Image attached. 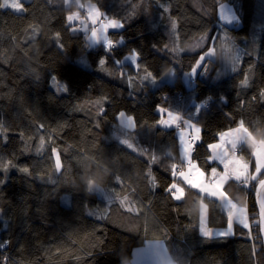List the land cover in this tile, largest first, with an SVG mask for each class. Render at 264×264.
Listing matches in <instances>:
<instances>
[{"label": "trees", "instance_id": "1", "mask_svg": "<svg viewBox=\"0 0 264 264\" xmlns=\"http://www.w3.org/2000/svg\"><path fill=\"white\" fill-rule=\"evenodd\" d=\"M22 2L25 11L0 9V123L7 130L6 142L0 138V163L13 165L7 172L0 169V179L6 181L0 184V242H7L0 248V264H102L106 253L111 264H126L135 248L157 239L176 264H264L253 195L258 181L246 187L234 181L225 185L230 197L247 205L251 228L236 225L228 237L206 239L198 215L189 214L195 190L185 187L182 201L165 191L173 180L182 184V178L171 175L170 165L184 168L185 162L177 127L156 123L167 118L158 110L162 106L199 125L201 139L192 158L205 172L221 167L207 161V146L218 141L220 132L235 128L241 119L250 130L256 125L264 131V0H81L96 5L104 14L101 20L122 22L121 29L108 33L114 41L123 37L112 50L103 42L86 46L91 21L87 26L72 22L75 31L68 27V12L80 11L84 17L87 7L69 8L61 0ZM221 5H229L226 14L231 10L239 22L225 23ZM137 25L142 31L135 37ZM225 35L241 55L235 72L232 53L215 40ZM208 37L218 46L213 62L209 57L207 71L199 68L186 80L198 55L214 46ZM198 41L201 47L194 48ZM174 46L185 50L172 53ZM133 50L139 53V69L126 58ZM102 57L103 66L98 63ZM145 67L158 78L170 68L176 76L141 83ZM245 75L246 86L240 83ZM64 85L68 91H58ZM103 97L107 101L97 106L94 102ZM209 97L208 105L196 112L195 105ZM121 111L135 118L134 129L121 125ZM41 136L45 144L38 151ZM53 147L61 153L60 172L54 169ZM140 150L159 161L151 163ZM239 154L248 159L250 149L245 146ZM22 167L30 174L19 171ZM149 168L155 188L147 183ZM77 169L81 179L75 176ZM99 188L120 196L108 201ZM124 196L128 201L121 204ZM205 203V224L225 229L227 213L220 201L208 197Z\"/></svg>", "mask_w": 264, "mask_h": 264}, {"label": "snow or ice", "instance_id": "2", "mask_svg": "<svg viewBox=\"0 0 264 264\" xmlns=\"http://www.w3.org/2000/svg\"><path fill=\"white\" fill-rule=\"evenodd\" d=\"M64 5H68L71 8L73 5L77 9H84L87 7V15L82 17L80 11H69L66 15L65 19L68 22V27L73 31L76 30L72 26L73 21H81V23H85L86 21H91L93 25L90 28V36L88 40L92 43H100L103 40L105 47L108 50H112L113 47L122 42L123 37H120L119 40H112L108 37L107 30L109 28H122L123 24L116 19H107L105 18V22L102 23L101 28H97L95 25L104 17V14L96 5H87L81 3V0H61ZM13 9L17 12L25 11V5L22 0H2L0 2V9ZM165 12L168 11V8L165 7L163 9ZM221 18L224 19L228 24L235 22H239V17L232 13L231 10H228V14L225 12V8L221 5ZM85 26L86 23H85ZM171 28L175 32L177 30L176 21L173 20L171 23ZM103 33V35H102ZM60 33H55V37L58 39ZM34 38V37H33ZM178 40V36L176 37ZM203 40V38H201ZM215 40H219V47H221L225 52L232 53V71H237V67L241 62V55L239 49L235 47V45L231 42V39L225 35L223 39L220 37H216ZM215 40L212 37H208V42L213 44L212 47H207L206 50L203 51L202 55H198V58L195 61V65L192 67L191 72L185 73L186 77H195L197 75V70L199 68H204L207 71V63L208 58L211 57L212 61L215 57V52L218 46L215 45ZM63 47V45H60ZM87 47L91 46V43L86 45ZM194 48H200L201 42L198 41L194 46ZM169 45H164V50H168ZM185 49L179 48L178 46H174L171 48L172 53L182 52ZM139 57V53L136 50H133L127 59H130L135 65L136 68L139 69L140 65L137 62ZM98 63L103 66L106 64V58H100ZM114 63L119 64L120 61H115ZM171 63V62H170ZM169 72L174 74V69H168ZM143 75L139 77L140 82L144 83L145 81H151L153 83L156 82L158 76L153 73V71L148 70L147 67L143 69ZM121 76L124 73H120ZM55 81V77H52ZM249 82V77L247 75L240 81L241 85L246 86ZM128 83L131 85L133 83V78L131 76L128 77ZM193 87L192 85H189ZM58 91L67 92V86L64 85L58 88ZM264 96V92L261 93ZM107 97H103L101 100H97L94 103L97 106H100L103 101H107ZM221 99H224L221 97ZM211 100V97L206 98L205 100L197 103L195 105V111L200 112L201 109L206 107ZM158 110L161 113H167V118L161 116V118L156 122L158 125H164L166 127H170L175 125L177 128H180V154L184 161H186L185 171L183 167H179L176 163H172L170 165L171 175L173 177L179 176L182 178V186L181 183H177L176 180H173L171 184L165 189V191L169 194L170 198L174 201H182L185 198V187L194 191L193 196V205L192 209L189 211L190 215L196 214L199 218L200 223V232L206 239H211L213 236V231L205 228V216L208 210V204L205 203V199L208 197L216 198L220 201V207L226 210L227 218H226V228L223 231H218L215 235L219 237H228L233 233V229L236 225L242 226L244 229L251 228L250 216L248 213L247 205L245 204L243 207L239 206L238 203L234 202V198L229 196V193L225 190V185L230 181H234L238 185L248 186L250 182H257V192L261 193L264 191V178H260L264 176V131H258L257 126L253 125V127L249 128L246 122L241 119L235 128H230L228 131L220 132L218 134L219 139L216 143H211L207 147L211 149V154L207 156V161H219L221 165H223V170H218L217 167H211L210 172H205L193 159L192 153L196 147V142L201 139L200 133L201 128L196 124L192 123L191 119H185L180 112H173L169 109L158 106ZM104 108L99 107V112H103ZM120 123L126 129H134L136 127L135 118L131 115H127L125 112L121 111L119 113ZM181 125H186L188 128L192 130L188 136H185V128ZM43 128V125H40ZM6 128L3 123H0V138H3L6 142ZM22 135V134H21ZM40 145L38 151L43 148L45 144V138L41 136ZM122 143L127 145L129 148H133V144L129 141V139H123ZM245 146L247 149H250V156L248 159H245L244 156L238 155L239 152L245 150ZM67 151V149H64ZM142 155H149V161L153 164L159 161V157L157 155L149 154L145 150H140ZM51 152L54 156V169L55 171L62 170V160L60 151L53 147L51 148ZM171 155L169 154V157ZM250 164L254 168V171L250 172L249 167ZM13 166L11 161L7 163H0V169L3 172H7L8 168ZM179 168V170H178ZM19 171L23 173L30 174V170L28 167H22ZM114 178L116 180H120L119 176H116L114 173ZM147 183L150 188H155L156 178L152 174L151 168H149L146 172ZM6 181L0 179V184L5 183ZM94 184L92 179L89 180V186L91 187ZM103 197L112 201L114 199L119 198L120 194L113 193L105 188L98 189ZM128 201V197L124 196V198L120 201L121 204H124ZM258 212L255 215L259 216V221L257 222V227L259 232H264V199H258ZM129 211H133L131 207L128 209ZM7 242H0V248L6 246ZM152 254L161 258L162 264H172L171 258L168 254V249L164 245L163 241L157 239L155 241V246L151 249ZM3 264H7L6 261Z\"/></svg>", "mask_w": 264, "mask_h": 264}, {"label": "rangeland", "instance_id": "3", "mask_svg": "<svg viewBox=\"0 0 264 264\" xmlns=\"http://www.w3.org/2000/svg\"><path fill=\"white\" fill-rule=\"evenodd\" d=\"M89 4H91V5H94V4H92V2H90ZM87 6V5H86ZM224 6V8H225V10H227L230 6L229 5H226L227 7H225V5H223ZM73 12H75V11H73ZM228 14V13H227ZM111 19H115V18H111ZM116 20H118V19H116ZM120 21V20H119ZM73 22H75V21H73ZM103 22H105V19L104 20H100L95 26L99 29V28H101V26H102V23ZM121 22V21H120ZM224 22L225 23H227L225 20H224ZM122 23V22H121ZM235 23V21L233 22V23H231V24H234ZM87 30H89V34H88V37L90 36V29H89V27H87L86 28ZM119 29H121V28H109L108 30H107V35H108V37H109V31H111V30H119ZM141 31H142V25H137L136 26V29H135V37H138V36H140L141 34ZM102 35H103V33H102ZM134 38V37H133ZM132 40V39H131ZM88 42H89V44L91 43V45H93V44H96V43H92V42H90L89 40H88ZM175 76H176V73L174 72V74L172 73V72H168V73H165L162 77H160V78H158L157 80H156V84L157 83H160L161 81H163V80H165V79H169V80H173L174 78H175ZM184 78L187 80L188 79V77H186L185 75H184ZM164 117V116H163ZM165 118V117H164ZM192 121V120H191ZM192 123H194V124H196L194 121H192ZM197 125V124H196ZM164 126V125H163ZM197 126H199V125H197ZM182 127H184L185 128V132L187 133V134H189V133H191L192 131H191V129L190 128H188L186 125H184V126H182ZM200 127V126H199ZM180 132V128H176V133L178 134ZM179 136V135H178ZM180 137V136H179ZM217 142V141H216ZM179 145H180V140H179ZM238 155H242V154H239L238 153ZM243 156V155H242ZM182 158V157H181ZM246 159V158H245ZM182 160H183V158H182ZM184 161V160H183ZM185 162V166H184V170L186 171L187 170V168H186V161H184ZM221 165V164H220ZM222 166V165H221ZM251 166V165H250ZM222 170H223V166L222 167H220ZM252 168L251 167H249V171L251 170ZM75 176H76V178L77 179H81V174H80V170L79 169H77L76 170V172H75ZM250 184H253V182H251ZM234 202H236L235 200H234ZM237 203V202H236ZM239 204V203H238ZM239 206H241V207H243L244 205H240L239 204ZM248 209V208H247ZM248 213H249V216H250V212H249V209H248ZM251 221V220H250ZM205 228H207V229H210V230H212L213 231V235H215V233L216 232H218V231H223V230H225V229H219V228H210V227H208L206 224H205ZM155 241L156 240H150V241H146L143 245H141V246H139V247H137V248H135L134 249V257H138L134 262H133V264H149V261H150V264H152V263H154V264H158V263H160V264H162V261H161V258H159V257H157L156 255L154 256V254H152V252H151V249L155 246ZM162 241V240H161ZM169 254V253H168ZM108 255V254H107ZM109 256V255H108ZM170 256V255H169ZM153 257H156L157 259L156 260H153L152 258ZM170 258H171V256H170ZM171 261H172V264H176L173 260H172V258H171ZM102 262V261H101ZM108 264V263H111V259H109L108 257H106V259H105V261L102 263V264ZM126 264H132V263H130V262H128V263H126Z\"/></svg>", "mask_w": 264, "mask_h": 264}, {"label": "water", "instance_id": "4", "mask_svg": "<svg viewBox=\"0 0 264 264\" xmlns=\"http://www.w3.org/2000/svg\"><path fill=\"white\" fill-rule=\"evenodd\" d=\"M258 184V182H257ZM257 184L253 189V195H254V199H255V204H256V209L258 212V208H259V204H258V199H264V191H262L261 193L257 192ZM258 216V215H257ZM259 216H258V221H259ZM261 238H262V242H263V246H264V232H260Z\"/></svg>", "mask_w": 264, "mask_h": 264}, {"label": "crops", "instance_id": "5", "mask_svg": "<svg viewBox=\"0 0 264 264\" xmlns=\"http://www.w3.org/2000/svg\"><path fill=\"white\" fill-rule=\"evenodd\" d=\"M87 24H89V23H87ZM101 42H103V40H101ZM192 131V130H191ZM228 131V130H227ZM179 136H180V132H179ZM185 136L187 137L188 136V134L185 132ZM216 143V142H215ZM210 151H211V149H210ZM193 159V158H192ZM215 162H218L219 163V161H215ZM220 164V163H219ZM251 165V164H250ZM221 166V165H220ZM223 166V165H222ZM221 166V167H222ZM252 169L250 170V172H252V171H254V168L252 167V165L250 166ZM218 168V170H222L220 167H217ZM108 253H106L105 254V257L102 259V263L105 261V259H106V257H108L109 259H110V256H108L107 255ZM155 256V255H154ZM138 257H134V252H133V258L129 261L130 263H132L133 264V262L137 259ZM153 260H156L157 258L156 257H153L152 258ZM106 264V263H105ZM108 264H111V263H108ZM149 264H150V261H149ZM152 264H154V263H152ZM158 264H160V263H158Z\"/></svg>", "mask_w": 264, "mask_h": 264}, {"label": "built area", "instance_id": "6", "mask_svg": "<svg viewBox=\"0 0 264 264\" xmlns=\"http://www.w3.org/2000/svg\"><path fill=\"white\" fill-rule=\"evenodd\" d=\"M250 183H251V182H250ZM250 183H249V185H250ZM249 185H248V186H249ZM255 237H256V236H255Z\"/></svg>", "mask_w": 264, "mask_h": 264}]
</instances>
